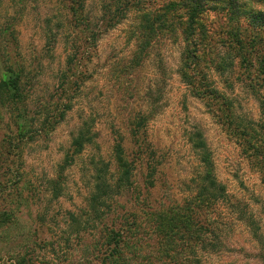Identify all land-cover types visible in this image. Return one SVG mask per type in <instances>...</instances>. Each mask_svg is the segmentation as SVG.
<instances>
[{"label": "rangeland", "instance_id": "374dc122", "mask_svg": "<svg viewBox=\"0 0 264 264\" xmlns=\"http://www.w3.org/2000/svg\"><path fill=\"white\" fill-rule=\"evenodd\" d=\"M170 1L175 0H149L147 8L157 9ZM86 2L93 18L98 17L101 1ZM205 4L201 19L205 46L199 50L198 70L208 85L233 103L235 116L264 126V80L255 78L257 68L252 65L264 55V18L254 20V12L264 15V0H237L227 6L208 0ZM168 13L171 16L172 12ZM137 14L130 11L121 23L98 37L94 49L89 50L90 60L81 69L83 79L73 91L71 110L46 138L22 142L16 152L14 142L7 141L14 131L12 118L0 104V210L10 207L18 218L13 225L0 227V264H18L19 256L24 258L21 264H88L81 239L66 232L69 212L79 213L86 206L93 174L91 158L101 156L111 161L113 145L120 136L127 152L136 149L130 141L131 123L139 112L150 111L145 97L149 87L159 88L161 97L147 122L143 154L135 162L138 182L143 180L147 151L155 150L163 176L160 179L168 183L172 193H184L198 167L186 134L198 128L231 203L253 213L264 236V186L258 168L236 137V121H221L217 105H205L182 81L177 68L185 41L179 30L163 32L146 51L141 65L125 66L137 47ZM67 15L64 0H0L2 55L6 59L8 53L24 65L33 107L38 102L54 101L57 94L72 32ZM237 29L246 43L243 52L247 61H242L238 50L236 54L229 51L238 44L234 41ZM85 120L94 133V143L65 170L64 194L53 200L48 181L56 176L72 134ZM13 181L21 192L20 205ZM160 186L159 194L168 192ZM230 212L235 218V211L231 208ZM39 213L45 218L44 225L38 221ZM66 237H70L69 242ZM41 239L46 242L40 244ZM260 252L249 230L236 221L225 239V248L207 256L205 264H264L257 257Z\"/></svg>", "mask_w": 264, "mask_h": 264}, {"label": "trees", "instance_id": "16d2710c", "mask_svg": "<svg viewBox=\"0 0 264 264\" xmlns=\"http://www.w3.org/2000/svg\"><path fill=\"white\" fill-rule=\"evenodd\" d=\"M64 1L72 32L54 101L38 102L33 107L28 99L24 65L8 53L5 59L0 46V104L12 118L14 131L7 141L9 144L14 142L16 152L22 142L46 138L64 120L72 108L73 91L83 79L81 69L90 57V48L93 50L98 37L121 23L130 11H136L139 23L134 27L135 33H131L135 35L137 47L125 66L136 68L141 65L146 51L163 32L179 30L185 48L178 74L192 93L205 101V105H217L221 121L229 124L236 121L239 126L236 137L240 138L248 156L254 159L264 186V126L235 116L233 103L208 85L198 70L199 50L205 46L202 34L206 32L201 19L208 0H175L152 10L147 8L149 0H100L99 16L94 18L87 10V0ZM214 1L227 6L237 0ZM254 13L257 22L264 18L262 12ZM237 30L234 41L238 44L231 46L229 51L236 54L235 49L238 50L242 61H247L243 52L246 43L240 36V29ZM252 65L257 68L255 78L264 80V55ZM246 74L251 77L249 68ZM147 90L145 97L151 106L150 111L139 112L130 128V141L136 144V149L127 152L124 137L120 136L113 145L111 161L101 156L90 159L93 174L89 177L86 206L79 213L69 212L67 234H75L81 239L88 264L92 261L96 264H205L207 256L218 254L225 248L226 237L233 224L239 221L249 230L250 237L261 251L257 257L264 262V236L260 224L253 213L231 203L226 186L216 177L212 152L200 129L186 134L198 167L184 193H172L168 183L160 179L163 176L155 150H146V168L142 172V182H138L135 162L143 154L145 143H141L146 141L147 122L157 111L161 97L159 88L149 87ZM89 127L90 123L85 120L72 134L69 148L57 166L56 176L48 181L53 200L64 194L65 170L75 163L86 146L94 143V133ZM12 183L16 198H20L17 205H20L23 203L21 192L16 190V182ZM160 184L168 192L159 194ZM231 208L236 213L233 219ZM37 217L40 225H44V216L39 213ZM17 219L10 207L0 210V227L13 225ZM69 239L65 238L67 242ZM45 242V239L39 240L40 244ZM23 261V256H19L17 263Z\"/></svg>", "mask_w": 264, "mask_h": 264}]
</instances>
